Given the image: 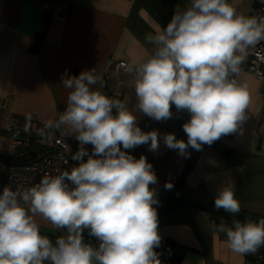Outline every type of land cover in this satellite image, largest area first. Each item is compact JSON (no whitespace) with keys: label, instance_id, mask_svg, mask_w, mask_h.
Here are the masks:
<instances>
[{"label":"clouds","instance_id":"obj_1","mask_svg":"<svg viewBox=\"0 0 264 264\" xmlns=\"http://www.w3.org/2000/svg\"><path fill=\"white\" fill-rule=\"evenodd\" d=\"M153 51L126 65L134 75L135 110L95 87L94 70L62 74L69 90L65 110L45 122L68 127L81 145L76 162L59 175H45L23 189L5 185L0 192V264H161L156 191L157 176L147 158L130 149L149 145L157 151L160 134L143 131L135 111L156 121L170 119L172 106L190 114L183 124L187 141L163 135L167 148L185 155L237 132L246 120L250 93L237 80L248 50L264 40V17L238 13L229 0H190L177 8L165 27L145 36ZM91 145V151L86 147ZM173 185L166 183L165 188ZM216 209L240 212L235 186L214 198ZM64 230L53 241L41 234L35 217ZM240 255L264 246V218L213 224ZM98 241L85 242L84 231Z\"/></svg>","mask_w":264,"mask_h":264},{"label":"crops","instance_id":"obj_2","mask_svg":"<svg viewBox=\"0 0 264 264\" xmlns=\"http://www.w3.org/2000/svg\"><path fill=\"white\" fill-rule=\"evenodd\" d=\"M232 2L244 15L259 4V0ZM189 3L190 0H0V96L11 100L15 115L45 124L66 108L69 90L62 85V74L79 75L92 69L102 78V88L100 84L95 87H119L123 95L116 99L127 101L129 109L135 110L134 75L126 68L115 73L111 63H139L145 59L153 51V45L145 40L146 34L165 27L174 10ZM234 78L248 85L246 120L237 132L205 144L200 151L189 148L187 154L181 155L163 141L166 133H174L177 139L185 135L181 131L184 119H190L189 113L178 112L173 105L170 119L156 121L135 111L143 131L155 129L160 134L157 151H150L147 144L128 150L136 158L143 154L153 167L157 183L150 187L159 201L156 210L168 204L170 190L165 184L170 183V170L195 154L194 169L184 184L187 191L197 194L192 200L206 202L215 198L220 188L233 184L240 208L264 218V138L256 134L262 103L259 82L244 67ZM108 96L112 98L109 93ZM2 127L0 117V162L15 155L12 138ZM6 175V167L0 163V190ZM35 219L41 234L52 239L55 228L50 222L39 215ZM221 223L231 226V220L215 221L207 211L192 205L168 209L158 216L161 242L156 249L164 248L168 241L176 242L169 250L176 260L172 264H250L245 255L228 247L225 233L213 228V224ZM92 238L91 243L97 244ZM261 248L264 250V246ZM160 260L161 264H171L161 257Z\"/></svg>","mask_w":264,"mask_h":264},{"label":"built area","instance_id":"obj_3","mask_svg":"<svg viewBox=\"0 0 264 264\" xmlns=\"http://www.w3.org/2000/svg\"><path fill=\"white\" fill-rule=\"evenodd\" d=\"M229 2L233 4L231 0ZM245 16L264 17V0H259V4ZM118 63L122 67H117ZM111 64L114 66L113 71L117 73L119 68H126L127 62H112ZM109 66L107 65V77H110ZM243 67L253 74L259 82L262 103L256 134L259 138H264V40L248 50L247 57L241 65V70ZM108 90L112 98H120L122 96V93L117 88L108 87ZM11 109V100L0 96V116L3 118L2 128L4 132L10 134L16 155L18 157L33 155L34 157L26 162H0L7 168L5 185L13 189L27 188L39 183L45 175H59L63 171L60 164H66V169L68 170L76 163L72 156L80 149L81 145L76 140L74 132L64 127H46L43 123L17 116L14 113H10L5 117V112H11ZM187 120L184 119L185 122ZM38 145L41 146L39 153L36 151ZM86 147L91 151V145ZM185 168V161H180L173 167L168 176L171 184H176L180 181ZM2 190L3 188L0 192ZM187 193L189 194V192ZM52 227L55 228V235L52 238L54 241L57 236L64 234V230L58 229L54 225ZM245 257L250 264H264V250L261 247L254 254H245Z\"/></svg>","mask_w":264,"mask_h":264},{"label":"trees","instance_id":"obj_4","mask_svg":"<svg viewBox=\"0 0 264 264\" xmlns=\"http://www.w3.org/2000/svg\"><path fill=\"white\" fill-rule=\"evenodd\" d=\"M45 35V32L40 34V37H43ZM103 91L105 94L108 95L109 90L108 87H104ZM4 131V130H3ZM182 134H185L184 130L182 129L181 131ZM179 139H183L186 142L187 139V135L185 134L184 136H180ZM204 146V145H203ZM197 151V150H196ZM34 156L33 155H25L24 157H18L17 155H14L11 158H8V160H5L7 163H19V162H26L29 161L30 159H32ZM196 155H192L190 156L187 160H185V171L180 179V181L176 184H172L173 187L170 189V197L168 200V204L165 208H160L157 210V214L158 216H161L162 214L166 213V211L168 209H173L175 207H180V206H185V205H192L198 208H201L205 211H207L211 217H213V219L216 220H220V219H229V220H233V219H239L241 221H244L245 219H250V220H255V221H259V219H261L260 215L254 212H250L248 210H244L240 208V212L233 215L231 213L225 212L223 209H216V207L214 206V198L210 199L206 202H197L192 200L193 198L187 193V190L185 188V180L186 177L189 175V173L194 169L195 163H196ZM84 239L86 240V242H90L91 241L88 238H92L91 236H89L87 234V230L84 231ZM93 239V238H92ZM96 240V238H94ZM177 245L176 242L174 241H168L166 246L162 249H155V251L159 254V256L164 259L167 260L169 263H173L176 260H173V254H171V252H169V250H172L175 246Z\"/></svg>","mask_w":264,"mask_h":264},{"label":"bare ground","instance_id":"obj_5","mask_svg":"<svg viewBox=\"0 0 264 264\" xmlns=\"http://www.w3.org/2000/svg\"><path fill=\"white\" fill-rule=\"evenodd\" d=\"M231 1H232V0H231ZM232 3H233V2H232ZM233 5H234V4H233ZM234 7H235V6H234ZM246 15H247V14H246ZM117 67H122V65L118 63ZM112 68H114V66H113ZM118 88H119V87H118ZM118 88H117V89H118ZM118 90H119V91L122 93V95H123V90H121L120 88H119ZM121 97H122V96H121ZM10 113H13V111H11V112H5V115H4V116L7 117L8 114H10ZM13 150H14V148H13ZM14 152H15V155H16V151H15V150H14ZM1 162L6 163V161H1ZM2 166H3V165H2ZM60 166H61V168H62L63 171L67 170V169H66V164H60ZM3 167H4V166H3ZM170 171H171V170H170ZM170 171H169V172H170ZM6 172H7V168H6ZM6 178H7V175H6ZM168 178H169V177H168ZM6 180H7V179H6ZM170 183H171V182H170ZM5 184H6V182H5ZM5 184H4V185H5ZM3 187H4V186H3ZM3 187H2V188H3ZM2 188H1V189H2ZM185 188H186V187H185ZM186 190H187V189H186ZM0 191H1V190H0ZM187 192H189V195H190L192 198H194V196L197 195V194L194 193L192 190H189V191H187Z\"/></svg>","mask_w":264,"mask_h":264},{"label":"rangeland","instance_id":"obj_6","mask_svg":"<svg viewBox=\"0 0 264 264\" xmlns=\"http://www.w3.org/2000/svg\"><path fill=\"white\" fill-rule=\"evenodd\" d=\"M127 64H128V62H127ZM119 70H122V68H119ZM260 93V92H259ZM260 96H261V93H260ZM262 97V96H261ZM1 117V116H0ZM3 119V118H2ZM40 150H41V146L40 145H38L37 146V148H36V151H37V153H39L40 152ZM84 236H85V234H83ZM89 239V238H88Z\"/></svg>","mask_w":264,"mask_h":264},{"label":"water","instance_id":"obj_7","mask_svg":"<svg viewBox=\"0 0 264 264\" xmlns=\"http://www.w3.org/2000/svg\"><path fill=\"white\" fill-rule=\"evenodd\" d=\"M52 9H54V8H52ZM49 11H52L51 8H49Z\"/></svg>","mask_w":264,"mask_h":264}]
</instances>
